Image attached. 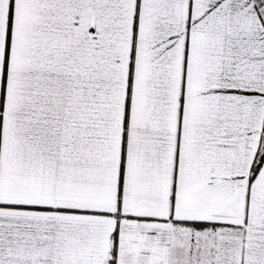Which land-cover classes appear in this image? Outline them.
I'll list each match as a JSON object with an SVG mask.
<instances>
[{"label": "crops", "instance_id": "crops-1", "mask_svg": "<svg viewBox=\"0 0 264 264\" xmlns=\"http://www.w3.org/2000/svg\"><path fill=\"white\" fill-rule=\"evenodd\" d=\"M264 0H0V264H264Z\"/></svg>", "mask_w": 264, "mask_h": 264}, {"label": "trees", "instance_id": "trees-1", "mask_svg": "<svg viewBox=\"0 0 264 264\" xmlns=\"http://www.w3.org/2000/svg\"><path fill=\"white\" fill-rule=\"evenodd\" d=\"M263 157H264V149H262L260 155H259V158H258V161L255 163V166H254V169L252 171V176L256 174L259 166L261 165L262 163V160H263Z\"/></svg>", "mask_w": 264, "mask_h": 264}]
</instances>
